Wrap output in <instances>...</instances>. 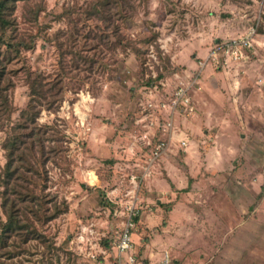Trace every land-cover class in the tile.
Returning a JSON list of instances; mask_svg holds the SVG:
<instances>
[{
	"label": "rangeland",
	"instance_id": "obj_1",
	"mask_svg": "<svg viewBox=\"0 0 264 264\" xmlns=\"http://www.w3.org/2000/svg\"><path fill=\"white\" fill-rule=\"evenodd\" d=\"M12 23L0 170L20 137L11 193L37 234L10 237L5 264H117L129 220L140 260L264 264V0H31ZM213 99L243 113L203 115Z\"/></svg>",
	"mask_w": 264,
	"mask_h": 264
},
{
	"label": "trees",
	"instance_id": "obj_2",
	"mask_svg": "<svg viewBox=\"0 0 264 264\" xmlns=\"http://www.w3.org/2000/svg\"><path fill=\"white\" fill-rule=\"evenodd\" d=\"M29 1L31 0H0V28L5 30V29H12V27L14 29H18L17 26H15L14 23H12L13 21V15L15 14L17 8H18V4L20 2H26L29 3ZM118 1V0H116ZM125 1V0H122ZM126 4V3H124ZM129 9L133 8V5L129 2L128 5ZM44 8V6H42L41 4H39V7H36L34 9V7L30 6V10H31V15L28 17L29 20H36L38 18L39 13L42 11V9ZM100 9V8H99ZM99 9H97L96 11L99 12ZM106 12H107V18L111 19L113 16V12L112 10L107 6H106ZM119 11H116V13H118ZM115 13V14H116ZM15 38V37H13ZM12 38V39H13ZM26 45L27 47L28 44H31L30 42H27V39L25 37H21L16 43H13L11 41H8V45L9 46H21V45ZM3 68V67H2ZM0 67V130L3 129L4 127V120L7 121L6 118H8L9 116L11 117V113L13 112V110L15 109L14 105H13V101L12 98L10 96V93H8V88L7 87H1L6 72L4 71L5 69H2ZM8 86V85H7ZM42 95L44 97H47V95L44 94V92L42 93ZM9 117V118H10ZM28 127V124H24L21 125V123H18V126L14 129L15 131H17L18 133H22V129H26ZM35 129L31 130L30 132L27 133H22L24 138H30L32 136L35 135ZM20 137H16L15 138V142L17 143V145L15 146V148L9 150V156H8V160L4 165V168L6 170V175L4 174L3 178H2V171L0 170V186L3 185L4 189H3V197L4 200L2 201V205H3V210L4 213L6 215V219L3 220L2 218H0V264H5L4 261H2L1 259L5 256L10 254V250H8L9 248V238L12 236H20L23 237V241H27L29 238H31L32 236H35L37 234V230L35 227H32V225L30 224L31 222L26 221L27 218V211L26 208L24 207V205H21V207L18 205V202L16 201L15 197L12 196L11 193V189L16 190V186L12 187V180L11 177L12 175H14L15 173H17L20 169L21 166H17L16 168H12V165L14 163V161L19 160L22 161L21 163L24 164L26 163L25 161V156H24V150L21 152L19 151L18 155L15 156V150H19L20 149V143L23 142L22 139H19ZM40 141L38 142L35 139H32L31 143L28 144V148H30L31 150H34L36 148V146L38 144L41 145L42 148V156L45 158L47 154H46V149L45 146L42 142H44L43 138L39 137ZM26 142V141H24ZM4 170V173H5ZM14 170V171H13ZM42 208V206H40ZM62 211V208L57 205V210L55 211L56 214ZM53 212V214L55 213ZM55 214V215H56ZM41 216V215H40ZM52 216V215H50ZM48 217V216H47Z\"/></svg>",
	"mask_w": 264,
	"mask_h": 264
},
{
	"label": "built area",
	"instance_id": "obj_3",
	"mask_svg": "<svg viewBox=\"0 0 264 264\" xmlns=\"http://www.w3.org/2000/svg\"><path fill=\"white\" fill-rule=\"evenodd\" d=\"M186 91L187 90L181 87L180 90L176 91V98L188 100V96L185 95ZM166 125V123H160L159 127L162 129V131H166ZM173 138L174 137L172 136V134H170L167 141L159 140L154 149V157H157L166 152L169 148L170 139ZM181 141L186 145V140L182 139ZM132 214H134V211L132 208H130V216ZM131 226H134V223L132 220H129L127 227L123 229L122 233L119 235L116 241L115 248L118 252L117 264H176L174 258L168 251L162 253L158 259H150L149 261L140 260L138 258V254L135 253V250L133 249L134 244L132 239V231L130 230Z\"/></svg>",
	"mask_w": 264,
	"mask_h": 264
},
{
	"label": "crops",
	"instance_id": "obj_4",
	"mask_svg": "<svg viewBox=\"0 0 264 264\" xmlns=\"http://www.w3.org/2000/svg\"><path fill=\"white\" fill-rule=\"evenodd\" d=\"M210 103H211V105L207 104V106L201 105L202 109L200 111H201V113L203 115H204L203 111L208 112L210 115L219 116V117H222V118L227 117V116L229 117L231 115V113L234 114L232 116H235V117H237L239 115V110L240 109L237 108L238 104H236V101L234 103L230 101V104L234 106L233 110H230L229 107L227 106L229 104V101L227 102V105L224 104V106L219 105L218 101H216L214 99L212 101H210ZM247 103H250V101H248ZM258 104H259L258 107L257 106H255V107H257V109H258V113L257 114H258V117H260L263 114V109L262 108H264V96H263V98L259 99ZM199 108H200V105H199ZM242 113H243V109L240 110V115ZM210 151H213V149H210ZM198 182H200V181L197 180L195 183H198ZM197 186H198V184H197ZM174 260H175V258H174ZM175 262H176V260H175Z\"/></svg>",
	"mask_w": 264,
	"mask_h": 264
}]
</instances>
